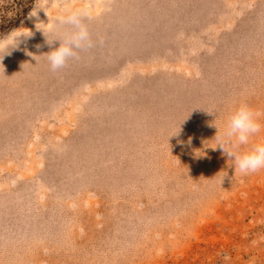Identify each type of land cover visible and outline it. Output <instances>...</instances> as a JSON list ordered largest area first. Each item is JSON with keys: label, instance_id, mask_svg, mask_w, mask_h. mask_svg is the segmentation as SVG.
I'll return each mask as SVG.
<instances>
[{"label": "rangeland", "instance_id": "1", "mask_svg": "<svg viewBox=\"0 0 264 264\" xmlns=\"http://www.w3.org/2000/svg\"><path fill=\"white\" fill-rule=\"evenodd\" d=\"M47 5L93 46L53 71L39 0H0L33 33L0 61V264H264V170L212 141L243 103L264 142V0Z\"/></svg>", "mask_w": 264, "mask_h": 264}, {"label": "clouds", "instance_id": "2", "mask_svg": "<svg viewBox=\"0 0 264 264\" xmlns=\"http://www.w3.org/2000/svg\"><path fill=\"white\" fill-rule=\"evenodd\" d=\"M39 3V9L34 8L29 13V17L38 18V12L41 10L48 17L47 23L43 21L35 23V29L43 34L49 46L54 41L60 42L58 48L41 55L46 57L51 70L56 71L63 68L70 58H76L78 50L93 46L91 35L84 22L90 13L87 10H77L58 20H50L47 14V0H39ZM60 24L70 25L71 30L58 35L57 29ZM32 35L30 30L23 27L13 29L7 34H0V61L19 48L22 38L26 40ZM51 36L57 38L50 40ZM214 126L218 131L212 140L215 141V148L212 149L215 150L217 147L222 149L229 158L228 163L231 162L235 175L247 176L264 170V142L244 147L250 144V139L257 135L262 127L257 119V113L247 104L238 105L221 124L217 125L214 122Z\"/></svg>", "mask_w": 264, "mask_h": 264}]
</instances>
